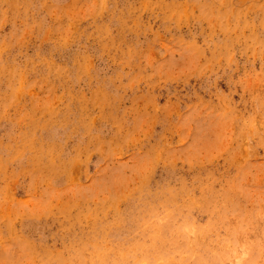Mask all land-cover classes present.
I'll return each instance as SVG.
<instances>
[{
    "label": "rangeland",
    "instance_id": "rangeland-1",
    "mask_svg": "<svg viewBox=\"0 0 264 264\" xmlns=\"http://www.w3.org/2000/svg\"><path fill=\"white\" fill-rule=\"evenodd\" d=\"M0 264H264V0H0Z\"/></svg>",
    "mask_w": 264,
    "mask_h": 264
},
{
    "label": "bare ground",
    "instance_id": "bare-ground-1",
    "mask_svg": "<svg viewBox=\"0 0 264 264\" xmlns=\"http://www.w3.org/2000/svg\"><path fill=\"white\" fill-rule=\"evenodd\" d=\"M236 259V258H235ZM237 261L239 262L240 261V259L239 258H237Z\"/></svg>",
    "mask_w": 264,
    "mask_h": 264
}]
</instances>
